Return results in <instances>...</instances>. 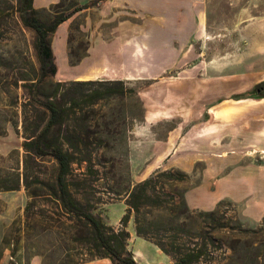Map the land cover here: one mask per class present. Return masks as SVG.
<instances>
[{
	"label": "rangeland",
	"instance_id": "obj_1",
	"mask_svg": "<svg viewBox=\"0 0 264 264\" xmlns=\"http://www.w3.org/2000/svg\"><path fill=\"white\" fill-rule=\"evenodd\" d=\"M106 1L54 0L42 7H36L32 1L33 15L44 25L69 15L62 23L59 37L60 48L67 55L64 75L69 66L80 62L96 44L114 40L119 24L140 25L134 33L138 43L133 55L127 52L125 55L126 68L138 73L130 79L100 84L96 81L108 78L78 79L92 81L80 85L70 79L58 80L48 64L39 69L41 55L36 32L25 24L28 12L20 0H0V181L17 186L15 190L0 191V264H64L65 259L80 257L78 249L66 251L72 247L66 239L73 232V223L57 215L61 207L48 195V189L42 188L41 194L33 199L29 197V190L42 186L35 182L36 176L51 181L57 169L56 160L49 155L31 157L27 170L23 169V127L29 133L38 118L46 119L44 108L36 101L44 98L36 96L33 83L39 82L40 91L47 94L55 91L67 109L59 137L66 139L74 157L71 168L78 182L72 188L75 197L80 203L89 204L94 215L114 228L121 227L120 218L126 213V200L134 185L158 171L171 169L166 168L167 159L175 152L176 162L188 154L190 158L218 156L212 146L226 139L223 131L228 124L223 107L245 104L264 111L263 102L257 106L248 100L255 98L252 93L255 85L248 88L249 85L256 76L264 75V57L251 53L253 46L264 45V30L259 29L260 25L245 26L247 19L260 14L264 0H188L192 6L200 4L197 19L202 27L197 33L166 31V19L173 15L164 14L163 4L156 10L160 14H147L117 8L115 0L112 4ZM244 8L252 10V15L245 14ZM193 17H187V24L191 20L194 23ZM55 35V32L48 35L54 63L59 53ZM171 36L178 38L175 47L170 45ZM125 48L124 52L129 49ZM169 59V69L156 73ZM101 66L95 63L82 69L91 70L86 76L92 77L96 71H106ZM116 75L112 70L113 79ZM21 77L34 80L23 81ZM106 87L114 92L88 101L86 95L92 90ZM161 147L164 149L156 155ZM205 162H197L192 174L184 171L187 176L176 181L172 188L163 182L157 185V199L162 207L173 202L181 212L187 208L188 212L178 216L179 221L195 220L201 227L209 223L222 225L212 230L217 245L213 259L199 264H239L232 262L233 254L241 255L246 264H264V228L242 214L240 203L221 200L213 217L206 215L211 210L187 207L184 192L199 182ZM31 200L34 203L27 216L25 205ZM128 214L125 228L131 234L127 247L136 248L137 264H172V258L152 242L143 239L137 246L134 212ZM141 217L159 222L168 216L163 208L144 206ZM185 239L189 240L187 236ZM194 240L201 242V238ZM67 252L69 256H65ZM254 259L257 262H251ZM82 264L113 263L107 258H97Z\"/></svg>",
	"mask_w": 264,
	"mask_h": 264
},
{
	"label": "trees",
	"instance_id": "obj_2",
	"mask_svg": "<svg viewBox=\"0 0 264 264\" xmlns=\"http://www.w3.org/2000/svg\"><path fill=\"white\" fill-rule=\"evenodd\" d=\"M33 0H20L24 10L28 12L29 18L25 24L34 29L37 36V50L41 55L40 70H43L48 64L51 72L55 73L56 65L53 60V54L48 44V35L53 33L57 26L65 21L69 15H62L50 24L44 25L39 22L33 15L34 9L32 7ZM84 8L79 7L77 10ZM20 80H34L33 78L21 77ZM121 80H101L96 81L97 84L102 82H112ZM91 80L87 81H72L74 84L88 85ZM36 88V96L44 98V101L37 100L38 104L44 108L46 119L40 117L31 127L29 133L26 132L28 128L23 127L25 136H23L22 148L24 150V166L26 171L28 168V161L31 157L49 155L56 160L57 169L54 178L50 181H43L35 178V182L42 185L36 189L29 190V197L34 198L39 196L42 188H47L48 195L53 197L61 207L60 214L66 219L72 221L73 232L68 237L71 244L66 249H78L80 257L78 260L65 259L64 264H82L86 261H91L97 258H107L113 264H137L132 252L127 247V241L130 237L129 231L125 228L129 221L128 212H134V229L137 236L148 240L155 244L159 250L172 258V264H199L206 263L213 259V254L217 249L214 245L215 238L212 235V230L222 225H214L209 223L206 226H200L195 220L190 223L179 221L178 216L188 212L179 211L177 206L170 202L168 206L161 205L158 198L157 185L163 182L170 188L176 181L182 180L187 174L180 169H167L156 172L155 174L145 178L134 185L128 193L126 200V213L120 218L121 227L114 228L109 224L104 223L99 217L90 211L89 204H82L75 197L74 185L78 184L74 179L77 176L71 164L74 161L73 154L70 152L66 139L59 137V132L62 124L67 118V109L64 107L61 99L58 98L55 91L50 94L40 91L39 82L33 83ZM60 83L57 82V85ZM123 92L122 88H119ZM114 92V89L106 87L105 89H94L88 96V101L94 102L106 95ZM252 93L255 98L264 97V81L258 83L253 88ZM37 112L36 109H34ZM44 122V123H43ZM6 181H0L1 190H15L16 185H7ZM25 182V186L27 187ZM160 187V186H159ZM34 200L27 201L25 205L26 215H30V211ZM144 206H153L155 209L163 208L167 213V218L163 221L156 220L146 221L141 217V209ZM216 210H211L206 213L207 216L213 217ZM189 217V216H188ZM190 218V217H189ZM60 220L59 218L57 219ZM185 236L189 238L185 239ZM201 238V242L194 240ZM66 245V244H65ZM219 248V247H218ZM65 256H69L68 252ZM232 262L239 264H246L247 261L241 255H230ZM255 258V257H254ZM256 260H251L255 262ZM257 262V261H256Z\"/></svg>",
	"mask_w": 264,
	"mask_h": 264
},
{
	"label": "crops",
	"instance_id": "obj_3",
	"mask_svg": "<svg viewBox=\"0 0 264 264\" xmlns=\"http://www.w3.org/2000/svg\"><path fill=\"white\" fill-rule=\"evenodd\" d=\"M37 1V2H36ZM54 0H34L36 7H42L44 4ZM106 2L113 3V0H107ZM117 8L127 7L133 10H141L147 14H160V9L163 4L164 14L170 19H166L164 28L169 32H200L201 25L198 22V9L200 4L192 6L188 3V0H115L113 3ZM260 14L257 16L252 15V10L244 8L245 14L250 13L251 18L247 19L245 26L250 28H257L262 26L260 30H264V8H260ZM193 17L194 23L191 20L190 24H187V17ZM64 22V21H63ZM61 22L55 29V46L59 48L57 58H55V76L58 80H74L86 79V78H108L107 80H123L133 78L138 71L129 70L126 68L125 55L126 52L129 55H133V50L138 43L134 35L135 32L139 31V24L123 23L117 27L118 33L115 39L112 41H104L96 44L91 48L89 54L85 56L77 64L69 66L67 75L63 73V64L67 60L65 51L60 48L61 40L59 37L63 32V25ZM147 26H149L147 24ZM151 30H156L153 28ZM58 41H57V39ZM170 45L174 46L178 40L175 37H168ZM140 42V41H139ZM180 44L182 38L179 39ZM126 44V45H125ZM120 45V48H119ZM128 46V50L124 52V48ZM139 46V45H137ZM251 52L256 56L264 57V45H255ZM126 49V48H125ZM102 65L101 67L106 68V71H96L92 77H87L91 70H84L82 66L95 64ZM171 59L165 60L162 66H159L155 72L160 73L169 69ZM81 69V70H80ZM215 70V67H213ZM112 70L117 72V77L113 79L111 76ZM219 72V67H218ZM103 74H106L104 77ZM83 76V77H82ZM256 80L249 85L248 88L264 81V75H258ZM236 89H233V91ZM238 92V91H237ZM231 94V92H229ZM241 99L244 101L246 99ZM260 106L261 102L264 104V97L262 98H251ZM223 115L227 118L226 139L220 143V145L212 146L214 151H217V157L208 155L206 157L196 156L189 157L188 155L181 156L179 162H176L172 155L170 159H167L168 164L166 168L178 167L186 173L192 174L196 167V163L201 160H206L202 171L199 173L200 180L193 186L188 188L184 192V200L188 208L200 209V210H213L217 204L227 199L229 201L240 203L242 206V214L248 219L261 223L264 228V157L261 155L264 151V111L256 108H251L250 105H235L223 107ZM216 110L213 109V117L215 116ZM220 112V109L217 110ZM215 123V122H214ZM213 123V124H214ZM182 142V141H181ZM182 145V143H179ZM163 146V145H162ZM179 146V145H178ZM169 148V147H168ZM167 148V149H168ZM161 147L156 155L161 153ZM177 149V148H176ZM175 150V149H174ZM204 154V153H203ZM257 160V161H255ZM129 234H131L129 232ZM130 238V237H129ZM139 239L137 246H140L143 238L137 236ZM136 262L138 261L136 256V248L129 249ZM94 262V260H92Z\"/></svg>",
	"mask_w": 264,
	"mask_h": 264
},
{
	"label": "built area",
	"instance_id": "obj_4",
	"mask_svg": "<svg viewBox=\"0 0 264 264\" xmlns=\"http://www.w3.org/2000/svg\"><path fill=\"white\" fill-rule=\"evenodd\" d=\"M262 154H264V151H262ZM264 156V155H263Z\"/></svg>",
	"mask_w": 264,
	"mask_h": 264
}]
</instances>
